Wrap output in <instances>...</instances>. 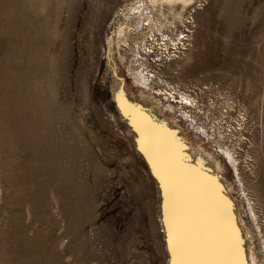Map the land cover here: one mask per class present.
Returning <instances> with one entry per match:
<instances>
[{
	"label": "rangeland",
	"instance_id": "374dc122",
	"mask_svg": "<svg viewBox=\"0 0 264 264\" xmlns=\"http://www.w3.org/2000/svg\"><path fill=\"white\" fill-rule=\"evenodd\" d=\"M117 94L218 174L264 264V0H0V264H167Z\"/></svg>",
	"mask_w": 264,
	"mask_h": 264
},
{
	"label": "water",
	"instance_id": "95a60500",
	"mask_svg": "<svg viewBox=\"0 0 264 264\" xmlns=\"http://www.w3.org/2000/svg\"><path fill=\"white\" fill-rule=\"evenodd\" d=\"M128 107L122 116L137 136L139 151L160 193L167 264H243L235 215L218 183L203 170L196 175L187 171L164 128ZM153 139L151 146L147 142ZM206 214L208 218L202 220Z\"/></svg>",
	"mask_w": 264,
	"mask_h": 264
},
{
	"label": "bare ground",
	"instance_id": "6f19581e",
	"mask_svg": "<svg viewBox=\"0 0 264 264\" xmlns=\"http://www.w3.org/2000/svg\"><path fill=\"white\" fill-rule=\"evenodd\" d=\"M192 0H146V2L149 4V5H151L152 7H155L156 5H158V6H164V5H166V6H169V7H174V6H176V5H179L180 7H181V10H184V8L188 5V3H190ZM120 28V27H119ZM124 30V29H123ZM119 31V33H120V30H118ZM117 35V34H116ZM119 35H121V34H119ZM118 40V39H117ZM108 56L110 57L111 56V51H109L108 52ZM145 102H147L148 103V101H146L145 100ZM116 104H117V109L119 108L120 109V115L122 116V114H126V112L128 111V110H130L129 109V107H128V104H127V102H126V100H124L121 96H119L118 94H117V97H116ZM144 107V111H142L141 109H139V108H132V109H134V111H138V110H140V111H142L143 112V114L144 115H146L149 119H151L152 121H154L155 122V124H157L158 125V122H157V115H156V112H155V110H154V108H152L151 107V105H149V107L148 106H143ZM127 110V111H126ZM119 111V110H118ZM131 111H133V110H131ZM128 113V112H127ZM123 117V116H122ZM159 126V125H158ZM159 128H160V126H159ZM131 130H132V128H131ZM162 131H163V129H161ZM164 130L165 131H163V133L171 140V142H172V145H173V149H174V151H175V154L181 159V162H182V165H183V167L187 170V171H189L190 173H192L193 175H196V173L198 172V171H201V170H203L204 172H206L207 174H212V178H210V179H212L213 181H216L217 183H218V187H219V189L221 190L220 192L223 194V196L227 199V201L229 202V204H231V201H230V198L227 196V194L225 193V191H224V189H223V186L221 185V183L219 182V176H218V174H215L212 170H211V168L208 166V165H206V161L203 159V158H201L200 156L198 157V158H193V157H191V156H189V155H187V154H185L184 153V149H185V147H184V145L183 144H181V143H179V141H178V139L176 138V136H175V134H174V132L173 131H168L167 129H165L164 128ZM133 134H134V138H135V142H136V145H137V149H138V151H139V147H138V143H137V136H136V134L134 133V131H133ZM154 139L153 140H150V141H148L147 143H151V146H153V144H154ZM179 143V144H178ZM140 152V151H139ZM141 153V152H140ZM142 155V154H141ZM144 157H143V155H142V159H143ZM143 161H144V159H143ZM144 163H145V161H144ZM145 165L147 166V168H148V170H149V172H150V167H149V165L147 164V163H145ZM201 168V169H200ZM159 192V191H158ZM160 194V193H159ZM160 196V195H159ZM232 207V206H231ZM176 208V207H175ZM174 208V209H175ZM232 210H233V208H231ZM160 214H161V201H160ZM191 216L193 217L194 216V212L193 213H191ZM208 218V215L206 214L204 217H203V219L202 220H206ZM237 223V222H236ZM162 227V226H161ZM236 227H237V225H236ZM162 231H163V227H162ZM164 233V232H163ZM164 235V234H163ZM165 239V238H164ZM239 242H240V239H239ZM241 242H243L242 240H241ZM166 253V252H165ZM242 254H243V252H242ZM242 262H243V264H247V262H245V259H244V255L242 256Z\"/></svg>",
	"mask_w": 264,
	"mask_h": 264
}]
</instances>
